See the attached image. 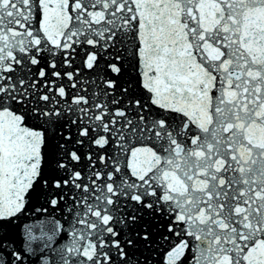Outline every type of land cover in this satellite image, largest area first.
<instances>
[{
    "label": "snow or ice",
    "instance_id": "1",
    "mask_svg": "<svg viewBox=\"0 0 264 264\" xmlns=\"http://www.w3.org/2000/svg\"><path fill=\"white\" fill-rule=\"evenodd\" d=\"M0 264H264V0H0Z\"/></svg>",
    "mask_w": 264,
    "mask_h": 264
}]
</instances>
